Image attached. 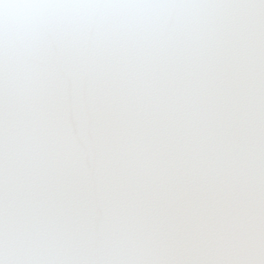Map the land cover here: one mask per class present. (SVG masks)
Returning a JSON list of instances; mask_svg holds the SVG:
<instances>
[{
	"label": "snow or ice",
	"instance_id": "6c2138e0",
	"mask_svg": "<svg viewBox=\"0 0 264 264\" xmlns=\"http://www.w3.org/2000/svg\"><path fill=\"white\" fill-rule=\"evenodd\" d=\"M0 264H264V0H0Z\"/></svg>",
	"mask_w": 264,
	"mask_h": 264
}]
</instances>
